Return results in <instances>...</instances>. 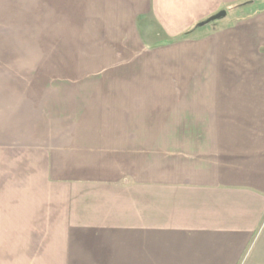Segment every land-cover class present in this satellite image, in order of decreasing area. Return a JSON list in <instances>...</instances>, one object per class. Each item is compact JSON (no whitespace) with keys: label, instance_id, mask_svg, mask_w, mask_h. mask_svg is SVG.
Segmentation results:
<instances>
[{"label":"crops","instance_id":"crops-1","mask_svg":"<svg viewBox=\"0 0 264 264\" xmlns=\"http://www.w3.org/2000/svg\"><path fill=\"white\" fill-rule=\"evenodd\" d=\"M257 1L0 0L34 44L0 75L52 76L0 82V229L38 212L89 264H264Z\"/></svg>","mask_w":264,"mask_h":264},{"label":"rangeland","instance_id":"rangeland-1","mask_svg":"<svg viewBox=\"0 0 264 264\" xmlns=\"http://www.w3.org/2000/svg\"><path fill=\"white\" fill-rule=\"evenodd\" d=\"M262 4L264 2L259 0L256 2L257 7ZM7 17V14L3 16V12H0V52H19L23 50V46L33 47V43L21 41L22 34L18 31L19 27L10 25V23H18L23 16H18V13L15 16L12 14V18L10 17L11 19L5 22L3 18L7 19ZM23 77L30 82L52 81V76L0 75V82L4 79L19 82L20 79H24ZM19 214L20 219L11 220V228L0 229L13 232L0 233V264H89L88 259L83 258L84 252L77 249L81 243L76 242L75 239L82 238V236L60 233L64 230L63 228L52 225L50 218L39 219L38 212H34L36 217L33 212H20ZM28 231H33V233H27Z\"/></svg>","mask_w":264,"mask_h":264},{"label":"water","instance_id":"water-1","mask_svg":"<svg viewBox=\"0 0 264 264\" xmlns=\"http://www.w3.org/2000/svg\"><path fill=\"white\" fill-rule=\"evenodd\" d=\"M225 14L224 11L218 12L217 14H215L214 16L210 17L209 19L205 20L204 22H202L200 25H205L210 23L211 21H215L217 19H219L220 17H223Z\"/></svg>","mask_w":264,"mask_h":264},{"label":"trees","instance_id":"trees-1","mask_svg":"<svg viewBox=\"0 0 264 264\" xmlns=\"http://www.w3.org/2000/svg\"><path fill=\"white\" fill-rule=\"evenodd\" d=\"M199 26H200V24H198L196 27H199ZM190 31H192V30H190ZM190 31H188L187 33H189ZM187 33L185 35H188Z\"/></svg>","mask_w":264,"mask_h":264}]
</instances>
